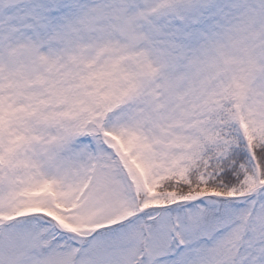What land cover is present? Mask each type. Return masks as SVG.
Wrapping results in <instances>:
<instances>
[{"label":"snow or ice","instance_id":"obj_1","mask_svg":"<svg viewBox=\"0 0 264 264\" xmlns=\"http://www.w3.org/2000/svg\"><path fill=\"white\" fill-rule=\"evenodd\" d=\"M0 264H264V0H0Z\"/></svg>","mask_w":264,"mask_h":264}]
</instances>
